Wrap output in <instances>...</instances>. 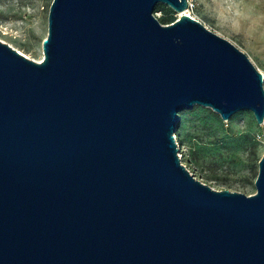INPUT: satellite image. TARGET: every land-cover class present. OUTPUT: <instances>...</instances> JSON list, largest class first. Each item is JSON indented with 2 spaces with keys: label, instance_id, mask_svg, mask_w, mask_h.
<instances>
[{
  "label": "water",
  "instance_id": "95a60500",
  "mask_svg": "<svg viewBox=\"0 0 264 264\" xmlns=\"http://www.w3.org/2000/svg\"><path fill=\"white\" fill-rule=\"evenodd\" d=\"M188 0H53L41 62L0 41V264H264L256 193L179 157L180 113L264 124V76Z\"/></svg>",
  "mask_w": 264,
  "mask_h": 264
},
{
  "label": "rangeland",
  "instance_id": "374dc122",
  "mask_svg": "<svg viewBox=\"0 0 264 264\" xmlns=\"http://www.w3.org/2000/svg\"><path fill=\"white\" fill-rule=\"evenodd\" d=\"M53 0H0V40L31 60L44 58L43 42ZM189 15L244 52L264 76V0H188ZM161 24L180 17L159 3ZM175 133L182 164L215 190L247 196L256 193L264 156V124L243 110L224 121L212 109L196 105L180 113ZM182 155V158H181Z\"/></svg>",
  "mask_w": 264,
  "mask_h": 264
},
{
  "label": "bare ground",
  "instance_id": "6f19581e",
  "mask_svg": "<svg viewBox=\"0 0 264 264\" xmlns=\"http://www.w3.org/2000/svg\"><path fill=\"white\" fill-rule=\"evenodd\" d=\"M182 14H187V15H189V11H185L184 13H181V15H182ZM181 15H180V16H181ZM189 16H190V15H189ZM0 41H1V40H0ZM22 54H23V53H22ZM42 59H43V57L40 59V61H41ZM180 154H181V153H180ZM181 158H182V155H181Z\"/></svg>",
  "mask_w": 264,
  "mask_h": 264
},
{
  "label": "trees",
  "instance_id": "16d2710c",
  "mask_svg": "<svg viewBox=\"0 0 264 264\" xmlns=\"http://www.w3.org/2000/svg\"><path fill=\"white\" fill-rule=\"evenodd\" d=\"M175 21H173V22H171V23H169V22H164V24L163 25H170V24H172V23H174Z\"/></svg>",
  "mask_w": 264,
  "mask_h": 264
},
{
  "label": "built area",
  "instance_id": "2783aa9c",
  "mask_svg": "<svg viewBox=\"0 0 264 264\" xmlns=\"http://www.w3.org/2000/svg\"><path fill=\"white\" fill-rule=\"evenodd\" d=\"M189 4V3H188ZM189 7H190V4H189V6H188V9H189ZM176 137V136H175ZM179 156H180V154H179Z\"/></svg>",
  "mask_w": 264,
  "mask_h": 264
}]
</instances>
